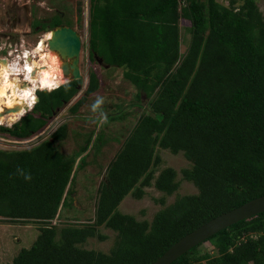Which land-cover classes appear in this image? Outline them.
Instances as JSON below:
<instances>
[{
    "label": "trees",
    "instance_id": "trees-1",
    "mask_svg": "<svg viewBox=\"0 0 264 264\" xmlns=\"http://www.w3.org/2000/svg\"><path fill=\"white\" fill-rule=\"evenodd\" d=\"M258 1L91 0L90 57L123 68L138 89V104L146 101L147 108L110 162L87 225L52 222L69 196L77 207L69 189L76 161L58 146L68 124L33 148L0 150V216L34 220L40 231L8 264H151L196 228L264 195V14ZM183 21L191 32L184 54ZM99 86L91 69L79 97L82 79L39 90L32 111L11 126L0 124V132L29 138L70 103L77 114ZM157 146L183 152L192 163L183 177L198 193L179 195L152 221H140L118 209L125 196L143 197L153 180L168 194L179 188L175 168L156 175L162 161ZM102 225L117 233L112 250L83 247L90 237L106 239ZM207 241L213 250L202 252ZM205 242L172 264H264V212Z\"/></svg>",
    "mask_w": 264,
    "mask_h": 264
},
{
    "label": "rangeland",
    "instance_id": "rangeland-1",
    "mask_svg": "<svg viewBox=\"0 0 264 264\" xmlns=\"http://www.w3.org/2000/svg\"><path fill=\"white\" fill-rule=\"evenodd\" d=\"M220 1L228 3V0ZM258 4L264 14V0H259ZM90 5L91 0H0V59H7L10 65L19 64L20 67L26 62L24 54L27 52L36 55L38 59L40 52L35 51L37 45L45 40L48 31L64 24L75 28L83 41L80 58L83 87L77 97L84 93L91 69L97 72L100 79L99 89L88 97L77 114L70 112V103L59 109L49 118L43 129L29 138H13L0 132V150L22 151L33 148L49 138L61 124H68V136L58 146L65 157L76 161L75 180L69 189L74 197L73 206L77 207H72V198L69 196L68 203L60 209V216L52 221L59 228L93 222L99 187L106 170L121 149L126 136L138 122L144 108H147L146 101L138 104V89L125 77L123 68L108 65L103 60H92L90 57ZM58 20L61 23L55 25ZM182 23L185 24L182 26L181 44V52L184 54L191 42V32L188 34L185 29L190 23ZM45 44L46 53L57 55L55 51L49 50L46 42ZM65 81L66 79L62 83ZM39 90L44 89L37 91ZM97 97H103L104 103L101 109L93 112L92 104ZM101 111L107 114L106 122H102ZM112 117L117 119L113 120ZM15 122L4 125L11 126ZM83 147L87 149L81 153ZM156 153L162 159L156 168V175L163 168H175L179 188L168 194L158 189L153 180L150 186L144 187L143 197L137 198L133 194L125 196L118 209L134 215L140 221H152L160 209L173 203L179 195L198 193L197 186L183 177V169L192 166L183 152L174 153L170 149L157 146ZM100 230L106 235V239L90 237L82 246L109 253L114 247L117 233L104 225ZM39 232V223L34 220H10L0 216V264L10 263L22 248L30 247ZM199 248L202 252L213 250L209 241Z\"/></svg>",
    "mask_w": 264,
    "mask_h": 264
},
{
    "label": "water",
    "instance_id": "water-1",
    "mask_svg": "<svg viewBox=\"0 0 264 264\" xmlns=\"http://www.w3.org/2000/svg\"><path fill=\"white\" fill-rule=\"evenodd\" d=\"M52 36L48 39V47L55 51L61 61L63 76L68 81L80 80L82 70L80 58L82 53V36L73 27L60 24L51 29ZM1 61L3 59H0ZM102 59H99L101 62ZM39 101V97L37 102ZM13 111L6 109V112ZM30 111V110H29ZM264 212V195L254 198L230 211L211 219L202 226L185 235L173 244L163 255L151 264H172L177 258L191 248L205 242L221 230L256 214Z\"/></svg>",
    "mask_w": 264,
    "mask_h": 264
},
{
    "label": "bare ground",
    "instance_id": "bare-ground-1",
    "mask_svg": "<svg viewBox=\"0 0 264 264\" xmlns=\"http://www.w3.org/2000/svg\"><path fill=\"white\" fill-rule=\"evenodd\" d=\"M51 36L52 32L48 31L45 40L37 45L39 60L30 52L24 54L26 62L22 67L10 65L7 59L0 60V124H11L27 114L37 102L38 89H53L64 81L59 57L45 52V42Z\"/></svg>",
    "mask_w": 264,
    "mask_h": 264
},
{
    "label": "clouds",
    "instance_id": "clouds-1",
    "mask_svg": "<svg viewBox=\"0 0 264 264\" xmlns=\"http://www.w3.org/2000/svg\"><path fill=\"white\" fill-rule=\"evenodd\" d=\"M37 97H38V95H37ZM103 103H104V98L103 97H97L95 102L92 104V111L97 112V110L101 109V105H103ZM100 115L102 117V122H106L107 114L104 113L103 111H101ZM18 172L20 173V175H22L24 177L25 180H31L32 179L31 174H26L23 170H20V169H18Z\"/></svg>",
    "mask_w": 264,
    "mask_h": 264
},
{
    "label": "crops",
    "instance_id": "crops-1",
    "mask_svg": "<svg viewBox=\"0 0 264 264\" xmlns=\"http://www.w3.org/2000/svg\"><path fill=\"white\" fill-rule=\"evenodd\" d=\"M181 42H182V40H181ZM182 44V43H181ZM64 141V140H63ZM63 141H61V143L63 142ZM19 253V252H18Z\"/></svg>",
    "mask_w": 264,
    "mask_h": 264
},
{
    "label": "flooded vegetation",
    "instance_id": "flooded-vegetation-1",
    "mask_svg": "<svg viewBox=\"0 0 264 264\" xmlns=\"http://www.w3.org/2000/svg\"><path fill=\"white\" fill-rule=\"evenodd\" d=\"M25 59H26V58H25ZM36 93H37V91H36ZM33 107H34V106H33ZM33 107H32V108H33ZM31 110H32V109H31Z\"/></svg>",
    "mask_w": 264,
    "mask_h": 264
}]
</instances>
